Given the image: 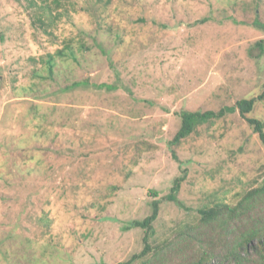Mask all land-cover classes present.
<instances>
[{
  "label": "rangeland",
  "instance_id": "rangeland-1",
  "mask_svg": "<svg viewBox=\"0 0 264 264\" xmlns=\"http://www.w3.org/2000/svg\"><path fill=\"white\" fill-rule=\"evenodd\" d=\"M263 83L264 0H0V264H263L257 134L235 110L169 143Z\"/></svg>",
  "mask_w": 264,
  "mask_h": 264
},
{
  "label": "trees",
  "instance_id": "trees-1",
  "mask_svg": "<svg viewBox=\"0 0 264 264\" xmlns=\"http://www.w3.org/2000/svg\"><path fill=\"white\" fill-rule=\"evenodd\" d=\"M208 19H209L208 17H204L198 21L200 23H203L207 21ZM259 43L260 42L258 41V44ZM59 54H63V51L60 50L56 55H59ZM52 60H53V57L51 54H49L46 58V63L49 67L48 69L50 72L52 71V66H53ZM84 81H87V80L73 82L72 86L73 87L79 86L83 84ZM98 86L106 87L107 89H112L113 87H116L111 84L108 85L106 83H99ZM263 100H264V83L262 84V91L258 93L257 95L252 96V97H243L237 100L234 105L222 107L217 111L181 110L178 112L179 117H180L179 128L177 129V131L175 132L174 136L172 137L169 143L170 145H177L181 139L187 137L191 132H193L196 126L203 124L204 122L208 120L220 118L225 114V112H232V111L237 110L239 115L243 119H245V121L251 127L252 131L257 134V137L264 148V121L258 118L248 117L246 115L247 113L251 112V110L253 109L254 105L257 102H260ZM181 180H182V177H177L174 180V183L170 188V193L166 196L167 200H171V201L176 200V193L179 190ZM227 207L228 206H226L224 202H218V204L212 207L203 208V209L201 208L198 210V213L200 215V220L202 222L209 223L210 221L214 220ZM158 210H159L158 200H152L150 213L141 220L131 221L130 226L143 228L145 230H151L152 223L157 217ZM150 249H151L150 244L146 242L140 253L132 255V257L128 261L118 263V264H130L135 259L140 258L143 255H145L148 251H150ZM156 249H160V248H156ZM154 251L158 252L159 250L154 249ZM263 264H264V254H263Z\"/></svg>",
  "mask_w": 264,
  "mask_h": 264
}]
</instances>
